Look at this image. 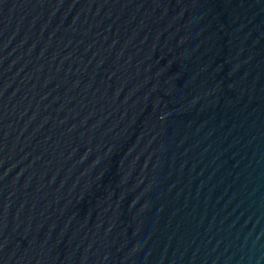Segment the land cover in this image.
<instances>
[{"label": "water", "instance_id": "1", "mask_svg": "<svg viewBox=\"0 0 264 264\" xmlns=\"http://www.w3.org/2000/svg\"><path fill=\"white\" fill-rule=\"evenodd\" d=\"M0 264H264V0H0Z\"/></svg>", "mask_w": 264, "mask_h": 264}]
</instances>
